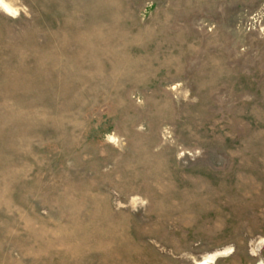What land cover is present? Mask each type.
I'll list each match as a JSON object with an SVG mask.
<instances>
[{"label":"rangeland","instance_id":"374dc122","mask_svg":"<svg viewBox=\"0 0 264 264\" xmlns=\"http://www.w3.org/2000/svg\"><path fill=\"white\" fill-rule=\"evenodd\" d=\"M0 264H264V0H3Z\"/></svg>","mask_w":264,"mask_h":264},{"label":"bare ground","instance_id":"6f19581e","mask_svg":"<svg viewBox=\"0 0 264 264\" xmlns=\"http://www.w3.org/2000/svg\"><path fill=\"white\" fill-rule=\"evenodd\" d=\"M0 6H3L7 10H10V8L8 7V5L3 0H0ZM196 264H210V263L208 261L204 260V261H199Z\"/></svg>","mask_w":264,"mask_h":264}]
</instances>
